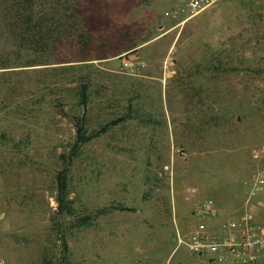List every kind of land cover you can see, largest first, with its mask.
Returning a JSON list of instances; mask_svg holds the SVG:
<instances>
[{"label":"rangeland","instance_id":"obj_1","mask_svg":"<svg viewBox=\"0 0 264 264\" xmlns=\"http://www.w3.org/2000/svg\"><path fill=\"white\" fill-rule=\"evenodd\" d=\"M173 4L81 0L74 27L98 52L69 38L59 64L0 69L7 264L58 262L61 231L64 264H196L177 244L194 207L210 198L226 214L228 198L244 199V178L264 167V0H218L185 21L165 16ZM126 40L136 51L115 55ZM76 117L87 135L124 120L79 149L66 177L74 214L60 217L55 177Z\"/></svg>","mask_w":264,"mask_h":264},{"label":"trees","instance_id":"obj_2","mask_svg":"<svg viewBox=\"0 0 264 264\" xmlns=\"http://www.w3.org/2000/svg\"><path fill=\"white\" fill-rule=\"evenodd\" d=\"M79 8H81V0H0V69L59 64L58 55H61L66 42L72 39L80 41L81 47L79 48L83 52H88L90 48L98 52V49L92 45L91 37L85 33H79L74 27V12ZM137 47L138 44L134 41L126 40L123 47L114 54L133 52ZM104 56L100 54L96 59H105ZM88 84L83 80L79 82L80 105L83 110L88 102ZM123 120L119 118L111 121L102 126L100 130L87 135L83 117L74 119L75 141L68 155L63 157L65 167L58 171L55 177L57 204L55 214L57 216H73L74 214L72 200L67 197L66 177L68 167L77 157L79 149L99 137L109 126ZM58 234L62 240L64 254L54 264H64L67 245L62 231Z\"/></svg>","mask_w":264,"mask_h":264},{"label":"built area","instance_id":"obj_3","mask_svg":"<svg viewBox=\"0 0 264 264\" xmlns=\"http://www.w3.org/2000/svg\"><path fill=\"white\" fill-rule=\"evenodd\" d=\"M218 0H174L165 13L170 19L188 20L213 5ZM126 60L123 67H128ZM245 187L244 208L225 220L214 200L200 201L192 215L198 219L193 229L184 237L177 238L187 252L195 257L196 264H259L264 262V222H257L253 209L264 211V167L253 170L243 181ZM3 220L0 214V224ZM0 264H7L0 255Z\"/></svg>","mask_w":264,"mask_h":264},{"label":"crops","instance_id":"obj_4","mask_svg":"<svg viewBox=\"0 0 264 264\" xmlns=\"http://www.w3.org/2000/svg\"><path fill=\"white\" fill-rule=\"evenodd\" d=\"M232 170L235 171L238 175L242 174L243 170L240 169L239 165H236L235 167H232ZM235 174V175H237ZM248 177V175L246 176V178ZM244 178V179H246ZM245 194V192H244ZM228 201V205H229V208H228V211L226 214H224L223 212L219 211L220 212V220H225L227 219L229 216H231L232 214L234 213H237V212H240V210L242 209L243 207V202H244V199L242 198L240 200L239 197L235 196V195H232L231 198H228L227 199ZM215 202V201H214ZM238 209V210H235V209Z\"/></svg>","mask_w":264,"mask_h":264},{"label":"water","instance_id":"obj_5","mask_svg":"<svg viewBox=\"0 0 264 264\" xmlns=\"http://www.w3.org/2000/svg\"><path fill=\"white\" fill-rule=\"evenodd\" d=\"M172 241L175 242V241H176V237H173V238H172Z\"/></svg>","mask_w":264,"mask_h":264}]
</instances>
